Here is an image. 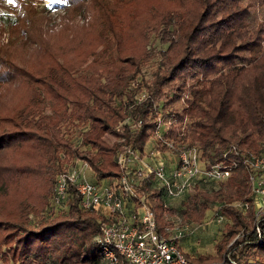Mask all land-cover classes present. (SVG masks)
Returning <instances> with one entry per match:
<instances>
[{"label": "trees", "instance_id": "16d2710c", "mask_svg": "<svg viewBox=\"0 0 264 264\" xmlns=\"http://www.w3.org/2000/svg\"><path fill=\"white\" fill-rule=\"evenodd\" d=\"M140 1L62 0L54 31L48 5L35 0H15L13 16L0 12L2 264H102L99 216L79 207L73 187L65 210L50 206L52 219L35 223L28 214H40L57 173L77 158L100 179L122 170L115 159L122 145L141 155L149 140L164 149L153 138L159 117L170 121L164 136L196 146L206 162L233 147L228 177L195 186L178 208L184 220L197 222L218 202L227 218L214 252L194 260L264 264V212L256 215L241 161L249 152L264 153V0ZM92 3L103 23L97 30L74 20ZM158 28L160 59L141 73L151 56L149 34ZM126 42L131 48H123ZM140 192L158 230L172 223L165 213L175 208H165L157 188L143 182Z\"/></svg>", "mask_w": 264, "mask_h": 264}, {"label": "built area", "instance_id": "2783aa9c", "mask_svg": "<svg viewBox=\"0 0 264 264\" xmlns=\"http://www.w3.org/2000/svg\"><path fill=\"white\" fill-rule=\"evenodd\" d=\"M142 97L144 94L138 100ZM162 125L167 129L170 121L159 117L153 138L164 144V149L152 145L141 155L129 145H122L115 157L122 167L117 175L89 179L88 170L93 173L90 165L86 160L76 159L55 177L53 210L67 208L68 190L73 187L79 207L99 216L100 232L95 239L102 246L106 264H197L179 244L184 235L183 225L172 222L158 230L153 209L143 200L140 185L148 182L157 188L168 208V200L191 192L198 184L225 180L235 164L227 156L233 147L222 151L218 160L206 162L199 156L196 146L180 138L164 136ZM144 154H148L151 162L142 160ZM241 158L257 208L256 215H259L264 212V153L249 152ZM239 206L243 210L246 203ZM170 215L166 211V218L170 219Z\"/></svg>", "mask_w": 264, "mask_h": 264}, {"label": "rangeland", "instance_id": "374dc122", "mask_svg": "<svg viewBox=\"0 0 264 264\" xmlns=\"http://www.w3.org/2000/svg\"><path fill=\"white\" fill-rule=\"evenodd\" d=\"M146 0H141L140 5H143ZM149 1V0H148ZM62 0H35V3L39 4L40 6L42 5H48V9L51 11L50 15L52 18L50 19L49 22V31H54L58 29L61 26V19H62V10H59V5L61 4ZM148 4V2H147ZM95 4L90 5V9L85 12V17L77 16L74 18V20L78 23H88L90 28L92 27L93 30H97L100 26L103 25V23H100V20L95 17L94 14V9H95ZM109 6H107L108 8ZM59 10V11H58ZM0 12H4L5 14H10L11 16L14 15V11L12 9V3H8L7 0H0ZM135 13L138 17V19L141 17V14L135 10ZM118 22V12H117V17L114 19V24ZM132 30H138L137 26H133ZM162 34V29H157L149 34L148 41L145 45L146 49L148 50L149 54L151 55L149 59L144 63V65L141 68V73L147 74L150 70H152L158 60L160 59L161 55H155L156 50L154 45L158 44V35L159 31ZM164 30V29H163ZM169 37H174L175 32H170L168 34ZM131 42L129 43V46H131ZM127 47V42L123 43V48ZM131 48V47H127ZM149 75H145L144 77L147 78ZM134 83V82H133ZM140 96H137V98ZM182 101H183V96H182ZM188 118L184 117L182 122V125L187 121ZM180 122V123H181ZM175 124V123H174ZM179 125L178 122L176 123V126ZM165 126H161V132H163ZM79 132L75 131L73 135V142L75 145L79 144ZM106 138L109 141L115 140V136L112 133L107 134ZM152 145V142L149 140L147 144L145 145V149L148 150L150 149ZM117 150V149H116ZM118 152V150H117ZM116 152V153H117ZM116 157V154H115ZM82 158H77V161ZM143 161L145 162H151L150 157L148 154H144ZM74 161L73 163H75ZM88 177L89 179H95V176L92 172L88 170ZM212 183H206L203 182V184H198V186H208ZM193 190L188 193H185L177 198L170 199L169 204L175 208L174 214L170 215L172 222L175 223H180L181 225L184 226V235L179 239V244L181 248L188 253L190 256H196L197 254H202V253H213V244L221 237L222 234V229L224 226V223L227 221V218L223 216L219 212V203L218 202H213L209 205V207L200 215V219L197 222H190L184 220L179 211L178 208L181 206V201L187 197V195L191 194ZM52 195L53 191L49 196L47 197V203L44 206L43 210L40 212L39 215H35L34 213L30 212L28 214V217L30 218V221L32 222H37L39 220H50L53 217L57 216V214H49V209L51 206V201H52ZM252 196V195H251ZM233 205L237 206L239 208V202H233ZM257 210V209H256ZM34 223V225H36ZM220 263V264H228V262H225L223 258L221 259H216L208 262H196L197 264H210V263ZM0 264H2L0 262ZM13 264V263H12ZM46 264H49L48 262ZM102 264H106L104 259L102 260Z\"/></svg>", "mask_w": 264, "mask_h": 264}, {"label": "snow or ice", "instance_id": "6c2138e0", "mask_svg": "<svg viewBox=\"0 0 264 264\" xmlns=\"http://www.w3.org/2000/svg\"><path fill=\"white\" fill-rule=\"evenodd\" d=\"M7 2L11 4V3H14L15 0H7Z\"/></svg>", "mask_w": 264, "mask_h": 264}]
</instances>
